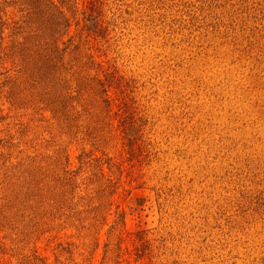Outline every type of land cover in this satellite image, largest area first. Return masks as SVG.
I'll list each match as a JSON object with an SVG mask.
<instances>
[{"label": "rangeland", "instance_id": "rangeland-1", "mask_svg": "<svg viewBox=\"0 0 264 264\" xmlns=\"http://www.w3.org/2000/svg\"><path fill=\"white\" fill-rule=\"evenodd\" d=\"M6 1L19 41L57 16ZM53 1L85 82L36 83L32 40L0 58V264H264V0H96L101 35L83 29L93 0ZM63 96L72 117L50 110ZM39 186L74 214L27 209Z\"/></svg>", "mask_w": 264, "mask_h": 264}, {"label": "trees", "instance_id": "trees-1", "mask_svg": "<svg viewBox=\"0 0 264 264\" xmlns=\"http://www.w3.org/2000/svg\"><path fill=\"white\" fill-rule=\"evenodd\" d=\"M37 1V7L36 4L32 5V2L27 3L28 7L21 8L20 11L29 10L28 13L31 11L32 13L35 12L36 16L41 17L43 11V6H46L49 8V10L56 11L57 16L55 17L54 21L52 22L50 27H47L46 29L38 28L40 31L43 32V34L38 35V39L36 35H34V28L31 30H26V32L22 35V40L19 41L17 39L18 35H15V27H12L13 24L10 22V17L7 15L6 11V5L8 4V1L6 0H0V58L4 60L5 56H9L11 50L12 54L15 55L14 59L18 58L21 59V61L25 62V57H28L27 55L31 51L30 48H28V41L32 40L31 43L38 44L37 48H39L41 51H43L40 54H35V57H43L44 61L40 62V65L37 66L35 70V75L33 80L36 81V83H84V79L80 78L78 76L74 77L73 72H70L73 67H67V63L65 61V54H67V47L60 48V38L63 32L61 33V26H64L65 30L70 26V20L66 17V13L63 10V6L59 7L54 3L53 0H47L48 2H45L46 0H33ZM62 4H67L69 10H73L75 7L78 6V1L76 0H61ZM44 4V5H43ZM43 5V6H42ZM30 7V9H28ZM85 12V11H83ZM46 19L49 21V18L47 15ZM103 13L102 9L100 8L99 4L96 3V0L92 1L91 4V12L88 14L86 18V24L84 25V30H86L89 33H95L97 35H101L105 31V27L103 26ZM16 24V21L14 22ZM14 24V26H15ZM20 28H22V25H19ZM11 29V33L8 34L10 36V44H8V47L6 49V45H4V41L6 39V35H4L5 30ZM14 32V34H13ZM21 33V32H20ZM65 33V32H64ZM60 35L59 37H57ZM64 44L65 42L62 41ZM6 49V50H5ZM4 58V59H3ZM37 64V63H35ZM118 79V78H117ZM116 79V80H117ZM9 82H7V81ZM96 83H105L101 79H95ZM108 80V83H114V77L111 75V77ZM4 81L6 83L11 82V78L8 76H5ZM34 81V82H35ZM4 83V82H3ZM119 83V81L117 82ZM60 85V84H58ZM58 90V89H57ZM102 92H105V97L102 99V102L105 103L104 106H106L107 114L105 116H109V114H112L113 110V103L114 99L111 98V96L108 93L107 89H102ZM102 96V95H101ZM70 98V96L68 97ZM68 98L63 96V98L53 101V107L50 109L54 116L56 117L58 114L59 116L63 114L67 116L72 117V112L75 108L73 104L68 102ZM123 105L121 106L122 112L120 114V122L123 126V134L127 140V144L130 146L131 150H134V145L137 144L140 140L138 133L140 131V126L137 124L136 119L133 117V111L130 112V108L132 106L131 103H128L127 101L122 102ZM56 104V105H55ZM55 105V106H54ZM82 109L85 111H88L91 113V107L89 105H82ZM90 109V110H89ZM126 113V114H125ZM117 114V113H116ZM41 186V185H40ZM39 186V189L36 188V192L32 194L31 189L27 190L30 192L29 195L22 199L23 202L26 203L27 209L33 210L35 213L43 214L50 216H56L57 213H63L68 208L71 212V215L74 214V207L67 204L64 200L57 199V196L55 193H51L48 195V192L42 189Z\"/></svg>", "mask_w": 264, "mask_h": 264}]
</instances>
